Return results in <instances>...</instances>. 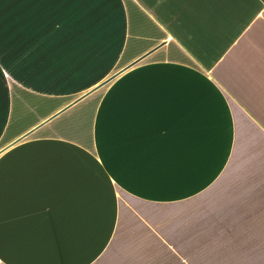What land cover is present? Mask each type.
<instances>
[{"label": "crops", "instance_id": "1", "mask_svg": "<svg viewBox=\"0 0 264 264\" xmlns=\"http://www.w3.org/2000/svg\"><path fill=\"white\" fill-rule=\"evenodd\" d=\"M0 72V264H264V0H0Z\"/></svg>", "mask_w": 264, "mask_h": 264}, {"label": "rangeland", "instance_id": "2", "mask_svg": "<svg viewBox=\"0 0 264 264\" xmlns=\"http://www.w3.org/2000/svg\"><path fill=\"white\" fill-rule=\"evenodd\" d=\"M2 82H3V80L0 79V116H4L5 115V107L3 109L2 102H3V99H4V93H6V92H5V89L3 87H1ZM17 105L22 106L20 103H18V101H15L14 102V107L17 106ZM79 106H81V105H79ZM23 107H24V109H27V108L29 109L28 111L26 110L27 116H33L35 114H38V113H41V112L45 111L47 106L46 105L37 106L35 109H33L35 106L30 104L29 106L26 105V106H23ZM15 109H16V107H15Z\"/></svg>", "mask_w": 264, "mask_h": 264}, {"label": "trees", "instance_id": "3", "mask_svg": "<svg viewBox=\"0 0 264 264\" xmlns=\"http://www.w3.org/2000/svg\"><path fill=\"white\" fill-rule=\"evenodd\" d=\"M0 79L2 80L3 76H2V73L0 72ZM6 91V90H5ZM4 96H5V93H4ZM2 107L4 109V107H6V102H5V98L3 99V102H2Z\"/></svg>", "mask_w": 264, "mask_h": 264}]
</instances>
